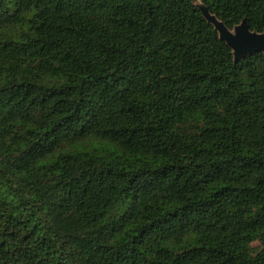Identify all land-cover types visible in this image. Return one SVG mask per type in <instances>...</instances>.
<instances>
[{"label":"trees","instance_id":"trees-1","mask_svg":"<svg viewBox=\"0 0 264 264\" xmlns=\"http://www.w3.org/2000/svg\"><path fill=\"white\" fill-rule=\"evenodd\" d=\"M198 3L264 32V0H0V264H264V54Z\"/></svg>","mask_w":264,"mask_h":264},{"label":"water","instance_id":"water-1","mask_svg":"<svg viewBox=\"0 0 264 264\" xmlns=\"http://www.w3.org/2000/svg\"><path fill=\"white\" fill-rule=\"evenodd\" d=\"M197 7L200 9L204 18L210 24H212L214 26L216 31L219 33L220 39H221L222 32H224L225 30L229 35H231V34L235 33L237 28H240L242 30H246L247 34L255 36V40L252 41L251 43L240 44L237 46H233L232 44L228 43L227 41L221 39L223 42H225L228 45L229 48L232 49L233 55L235 58V62H240V61L244 60L248 55H253L256 53H263L264 54V32L258 33L256 31H252L250 29V26L248 24L247 19H244L240 25L236 26L233 30H230L215 15H212L210 13L209 9L205 5L198 3Z\"/></svg>","mask_w":264,"mask_h":264},{"label":"snow or ice","instance_id":"snow-or-ice-1","mask_svg":"<svg viewBox=\"0 0 264 264\" xmlns=\"http://www.w3.org/2000/svg\"><path fill=\"white\" fill-rule=\"evenodd\" d=\"M221 39L227 41L233 46H237L240 44L251 43L255 40V36L247 34L246 30L237 28L235 33L231 35H229L226 30L222 32ZM261 247H264V245H261Z\"/></svg>","mask_w":264,"mask_h":264},{"label":"rangeland","instance_id":"rangeland-1","mask_svg":"<svg viewBox=\"0 0 264 264\" xmlns=\"http://www.w3.org/2000/svg\"><path fill=\"white\" fill-rule=\"evenodd\" d=\"M76 144H83V145H89V146H94V147H100V148H104V149H108V150L116 148V146L114 144H112L108 141H105V140L95 138V137H89L84 141H80L77 143L70 144L66 148L72 147Z\"/></svg>","mask_w":264,"mask_h":264}]
</instances>
